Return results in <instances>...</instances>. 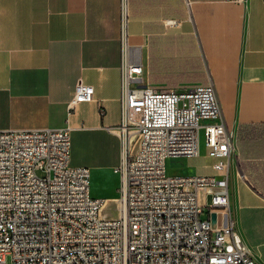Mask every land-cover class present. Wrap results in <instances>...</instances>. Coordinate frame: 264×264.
I'll return each instance as SVG.
<instances>
[{"label": "built area", "instance_id": "1", "mask_svg": "<svg viewBox=\"0 0 264 264\" xmlns=\"http://www.w3.org/2000/svg\"><path fill=\"white\" fill-rule=\"evenodd\" d=\"M122 1L120 120L107 127L122 146L113 213L90 193L89 168L70 163L68 124L0 129V264H259L230 202L236 133L215 87L144 84ZM93 95L78 81L71 103ZM202 133L213 172L168 175L167 157L202 154Z\"/></svg>", "mask_w": 264, "mask_h": 264}, {"label": "crops", "instance_id": "2", "mask_svg": "<svg viewBox=\"0 0 264 264\" xmlns=\"http://www.w3.org/2000/svg\"><path fill=\"white\" fill-rule=\"evenodd\" d=\"M123 5L122 0H0V129L68 124L70 163L87 166L90 193L108 200L119 195L120 186L114 167L121 141L107 127L120 120ZM125 5L126 43L131 57L140 58L144 84L215 87L226 125L236 133L231 170L254 201L248 204L243 193L229 188L239 226L241 209L264 207V0H126ZM172 19L175 24L168 23ZM78 81L93 86L91 101L71 103ZM245 124L252 127L239 135Z\"/></svg>", "mask_w": 264, "mask_h": 264}, {"label": "rangeland", "instance_id": "3", "mask_svg": "<svg viewBox=\"0 0 264 264\" xmlns=\"http://www.w3.org/2000/svg\"><path fill=\"white\" fill-rule=\"evenodd\" d=\"M201 146L202 154L195 157L181 156H169L165 159V171L168 175H193V174H209L213 172L211 167V160L205 155L204 149V137L201 134ZM243 179L239 178L235 171L231 170L229 179L230 190H238L239 195L245 196V202L248 204L254 201L250 196H247L243 189ZM120 184V177H119ZM119 186V185H118ZM95 188L92 186V193ZM119 192V188H118ZM117 192V195L119 194ZM244 200V197H243ZM250 203H249V202ZM252 207H244L239 211V228L242 231V236L244 237L248 246L260 256L261 260L264 262V207L258 205H251ZM115 207V202L110 199L106 202V208L111 213H113ZM203 212L201 217L206 214V207H203ZM6 264H10V256H7Z\"/></svg>", "mask_w": 264, "mask_h": 264}, {"label": "trees", "instance_id": "4", "mask_svg": "<svg viewBox=\"0 0 264 264\" xmlns=\"http://www.w3.org/2000/svg\"><path fill=\"white\" fill-rule=\"evenodd\" d=\"M250 126L252 127V124H245V125L240 126V128L238 130V134L239 135L248 134V131H246V129L250 128Z\"/></svg>", "mask_w": 264, "mask_h": 264}, {"label": "water", "instance_id": "5", "mask_svg": "<svg viewBox=\"0 0 264 264\" xmlns=\"http://www.w3.org/2000/svg\"><path fill=\"white\" fill-rule=\"evenodd\" d=\"M215 216H216L215 213H213V214H212V224L215 223Z\"/></svg>", "mask_w": 264, "mask_h": 264}]
</instances>
